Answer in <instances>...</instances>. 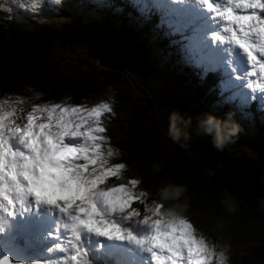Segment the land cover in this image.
<instances>
[{
  "label": "clouds",
  "instance_id": "clouds-1",
  "mask_svg": "<svg viewBox=\"0 0 264 264\" xmlns=\"http://www.w3.org/2000/svg\"><path fill=\"white\" fill-rule=\"evenodd\" d=\"M89 2L101 11L111 7L108 0ZM196 3L211 13L218 25L207 37L211 50L222 48L231 55L239 49L252 68L236 80L235 95L264 103V0ZM64 5L65 0H0V13L19 10L37 15L46 6L59 11ZM197 67H203L205 76L215 71L202 61H197ZM109 93L103 103L111 106L115 94L111 89ZM70 99L31 105L22 122H18L16 107L0 106V234L11 229L9 218H14V211L35 205L55 214L68 235L61 250L71 254L63 264H91L82 237L126 241L147 258L145 264H230L231 243L223 237H209L193 223L188 185L165 181L154 190H139L142 179H129L125 174L128 166L113 163L119 149L107 146L108 138L95 118L80 111ZM224 103L230 104V100ZM236 115L232 107L222 117L204 112L197 117V134L211 137L213 147L223 151L244 131ZM191 123L192 117L172 112L169 135L177 142L189 140ZM163 167L154 161L151 168L160 173ZM207 171L214 175L212 169ZM234 201L230 194L220 201L229 215L238 212ZM226 229L223 221L216 222L215 230L222 233ZM73 255L78 259L73 260ZM4 261L9 262L8 257L0 264Z\"/></svg>",
  "mask_w": 264,
  "mask_h": 264
},
{
  "label": "trees",
  "instance_id": "trees-1",
  "mask_svg": "<svg viewBox=\"0 0 264 264\" xmlns=\"http://www.w3.org/2000/svg\"><path fill=\"white\" fill-rule=\"evenodd\" d=\"M142 1L146 4V6H144ZM108 2L111 4L108 12L103 14L101 10L97 9L98 11H100L102 19L100 22H93L109 25L117 32H123L127 34L132 40L138 43L145 52V42L140 38L146 40L155 37L157 39L156 45L162 52H164L167 47H169V49H171L172 51H175L178 41L174 37L166 36L164 31V29L170 27L168 25L165 26L166 23H171V26L173 27L178 26L176 24H173L170 20V4L160 2L161 6L160 8H158L152 5V0H138L137 3H132L131 0H108ZM88 8L90 12L95 13L94 10H96V8H94L93 4L89 3ZM112 9H117V11L120 10L121 12L120 14L118 12L117 14H115L114 12H112ZM166 11H168V13H166ZM83 14H86V12L84 11ZM113 18L118 19V22L122 24H116L113 21ZM28 20L30 21L28 23L31 27H29V29L26 31H21V35L27 33H39L42 30H54L57 28H46L49 23L38 21L33 22L31 18H28ZM181 25H183V27L188 30V28H186L188 26L184 24ZM19 27L23 28V26H20L18 24L14 25L13 23L7 25V29L9 31H11L12 29L15 30L16 28L20 29ZM3 28L4 26H2V28L0 27V30L4 32ZM191 30L195 35L196 31H194L192 27ZM1 31L0 39L3 33ZM190 31L189 34L191 33ZM57 41L58 40L53 41V43ZM184 41H187V38ZM199 52L203 54V59H201L200 61L209 64V66H214L215 71H210L205 76L203 67H197L196 61L184 64L183 67L178 69V72L173 73L171 79L162 83L163 85L161 86V88H154L150 93L151 97L149 99L147 98L148 96L140 98L142 104L141 106L136 105L135 103L130 104L127 102L130 97L122 94L121 92L123 91L124 93H126L127 90L124 91L125 86H123L121 90L119 89L120 91L117 92L116 95L117 102L114 104L116 113L114 116L111 115V118H113L114 120L113 122H108L110 134L109 138L113 147L115 146L117 149H119V155L113 158L114 164L128 162V159H132L134 165H136V160H139L137 162L140 165L138 175L135 176L132 174L133 170L131 167L128 168L125 174L127 177L134 176L135 178H141L142 183L138 186L139 188H141V190L146 192H148L149 190H154V186H156L158 178L162 174L163 170L165 171L169 169V171L171 172V182L177 184H187L189 188V194L193 200L198 201V199L196 198L197 196L204 198V202H202L200 209L208 210L209 205H211L213 208L214 216L218 217L219 214L224 211V206L220 204V201L229 193L224 188L213 185L206 178L204 172L200 170V165L205 161V154L200 149H204L207 147V145H209V148L211 150H217L212 145L211 137L207 138V136L197 134L195 136L192 135L191 138L187 141L183 139H181L179 142L174 141L173 138L169 135V130L165 126H163L165 122L159 121L158 119H163V117L156 115V113L160 112H156V110L152 107V105L156 104L157 106H159L160 111L168 110L170 111V114L172 112H177L185 118L189 116L192 117V123L188 129L197 128V117H199L204 112H213V114L222 117L224 113L229 110V107L239 110V108H237L236 106V103L240 101L237 98L239 96H237L235 99H232L230 97V93L222 90V84H224L225 82H227L228 86L230 87V92L233 93L237 89L235 86V81L231 77H229V71L223 64L224 56H217L213 53V51L205 47L200 48L198 50V53ZM223 53L228 57L225 52ZM88 55L90 54L88 53ZM0 58L1 96L5 98L4 100L6 101V104L20 107V110L17 113V115L20 117V120L18 122H22L26 119L25 109L29 108V106L31 105L45 104L50 102L54 103L55 101L62 102L64 99H66L67 97H65V89H67V85H69L71 81H74L75 83V90L71 92V95L68 96V98L70 97V101L73 100L75 105L81 106L83 103V105L89 107L90 104L94 103V101L100 99V97L95 96V94L96 92L102 90V88L97 87L95 81L101 80L103 78V75H95L97 69H91L86 74V77L85 75H83L65 79V75H59L57 73L56 69H58V67L55 64H53L54 67H49L46 65L40 66L37 69H27L26 66H21L22 64H26V62L20 60L19 57L15 58L12 56H6L3 52L0 51ZM33 58H35V56H33ZM88 62L89 61H84V65L79 66H88ZM233 63L235 65V62ZM111 68V71L109 69L106 70L107 79L109 78L108 82H110L112 78H120L122 80V83H125L124 85H127V87H133V90L135 91V86L132 85L133 80L130 83V81L126 77H124L128 76L130 78V75L126 74V69L117 67ZM149 77L150 76L147 75L145 79H148ZM201 77L204 78L201 79ZM104 81L105 80L102 81V84L104 83ZM181 89L185 90V94L181 92ZM89 90L94 91V93L86 96V93L89 92ZM128 91L132 92L130 90ZM37 92L42 93V95L37 97ZM75 95L76 98L72 99ZM221 95L224 97L225 101L230 100V104H225V101L220 102L218 105L214 104L220 99ZM161 96H164V100L162 101L160 98ZM7 99L10 101H8L9 103L7 102ZM131 100L134 101V98H131ZM144 102H148L150 107L156 113L153 115H149L148 109L143 106ZM248 103L249 102H247L246 104ZM128 104L130 105L127 106ZM190 105L192 106L191 110H189ZM126 106L127 108H125ZM134 106H138L139 108H136ZM260 108L264 107H259L257 100H252V102L242 110V113L244 115L251 114L254 115L253 117L255 118V130L248 136L250 137L249 139H251V143L254 141L253 138L255 139L258 137L261 140L258 143H255L257 144V146H253L255 144H248V146L253 147V149L256 150V153L253 151V155L242 156L238 154L241 152V150L231 147L230 144L227 145L223 151H221L223 153H229V157L233 159H239L241 161L247 162L251 166L256 168H264V124L259 117L261 115ZM128 114L132 122H137V126L130 125ZM134 114H136V118ZM117 116H119V118H117ZM121 116H125L129 123L128 125L125 120H122ZM144 118H157L158 121L154 122V128H151L149 126V131L151 132L149 134L146 133V130L144 128ZM136 127L139 128V132L142 133V136L140 135V133H137ZM129 130H131L130 133H128ZM162 132L164 136L163 139L162 137H159V134ZM117 134L122 135L123 138L119 141L114 142V137ZM135 134H138L139 139H135ZM158 139H160L161 141L159 142ZM170 139L174 142L170 145H167V147H164V154L160 157V161L159 159L157 160V162H161L164 165L163 170L160 172L161 174L153 172L151 174L147 173V175L143 173L144 169H146L147 171H150L152 169L151 167L153 161L151 159V156H155L160 152L157 151L158 144L164 143V140ZM138 149H143L144 151L140 154L135 153ZM262 180L263 178L259 177L258 184L262 185ZM149 186H151L152 188H149ZM234 202L238 208V212H240L239 216L237 217V222L245 223L249 221H264V209L250 210L241 201L235 200ZM229 203H231L230 200ZM134 206L142 207V205L138 204H134ZM24 253L28 255L25 251ZM263 255L264 241H262L255 250L248 252V255L245 254L243 257H238L236 252L232 253L230 264H252L253 262H257L258 259ZM91 264L120 263H113L112 261L101 258L96 262H91Z\"/></svg>",
  "mask_w": 264,
  "mask_h": 264
},
{
  "label": "rangeland",
  "instance_id": "rangeland-1",
  "mask_svg": "<svg viewBox=\"0 0 264 264\" xmlns=\"http://www.w3.org/2000/svg\"><path fill=\"white\" fill-rule=\"evenodd\" d=\"M132 3H137L138 0H131ZM159 2H166L169 3L172 6V12L170 13V20L172 21L173 24L174 22L178 20V26H171V23H166V25L170 26L169 28L164 29L166 36L168 37H174L176 38L177 42V47L175 48V51H172L167 47L164 52L160 50V48L157 47L156 42L157 39L155 37L149 38V39H142V41L145 42V48L148 64L144 68V72L150 76L148 79H145V77L138 76L136 73L129 71L126 69V74L130 75V78L128 76L126 77L130 83L133 80L132 85L135 86V91L133 90V87H127V85H124L122 83V80L120 78H112L110 82H108L109 78L107 79L106 75V70H112L111 67H116V64H119L121 66H127L129 62H123V59L130 58L131 55H129L130 49L125 51L123 55L116 53V52H121L117 48H114V51L111 50L110 46L107 47L104 43H106L105 38H97V40L94 38V36L88 32L84 31L85 27H88L93 24V21L95 22H100L102 17L100 14V11L97 9L94 10L95 13L90 12L88 8V4L91 3L89 0H65V5L64 7L57 11L53 8H49L46 6L39 14L37 15H31L27 12L19 11V10H14L12 14L8 13H0V27L4 26V32L1 35L0 39V51L4 53L6 56H12L15 58H18L16 53L14 52V48H19L20 51H24V45L22 43H18L17 37L21 35V31H26L31 27L28 22V18H31L33 22H43V23H49V25L46 28H52V27H57L53 31H58L54 32V41L58 40L57 42L53 43L50 47V49L46 51H42L39 59H35L32 57V60H25L26 64H22L21 66H26L27 69H32V68H38L40 66H49V67H54L53 64L57 65L58 69L57 73L59 75H65V79L69 77H79L83 76L91 70V69H97L95 72V75H103V78L101 80H96L97 87L102 88V90L96 92L95 96L100 97L99 100L94 101L93 104H90L89 107L97 106L99 103L106 102L108 100L109 96V90L111 89L114 94H115V102L111 104V109L112 111L110 113L105 114V116L102 118V126L105 128V132L103 135H105L108 140H107V146H112L111 141H110V134H109V127H108V122L112 121L113 118H111V115H115V109H114V104L117 102V92L121 90L123 86H125L126 93L123 91L122 94L127 95L129 100L127 101L128 103H135L136 105H142L141 104V99L147 97L148 99L151 97V92L154 88H161L163 85L162 83L169 79H171L172 75L174 72H178L181 67H183L184 64L191 63L193 61H200L203 59V54L201 52L198 53V50L202 47H205L209 50H211V42L207 40V37L210 33L215 32L218 30V25L215 22V19L211 13H208L205 9L200 7L197 3L196 0H159ZM158 0H152V5L154 7L160 8L161 3H159ZM144 6L146 4L142 1ZM92 4V3H91ZM109 8L102 10V13L108 12ZM84 11L86 14H83ZM92 11V10H91ZM112 12H114L112 10ZM117 12L120 14L119 11H115L114 13L117 14ZM198 16H202L204 19H202V22H199V25L202 26H197L195 25L193 27V23L195 19ZM25 19V20H24ZM92 21V22H90ZM113 21L116 24H122L118 22V19L113 18ZM169 21V20H168ZM13 23L14 25L18 24L20 26H23V28L19 27L20 29L16 28L15 30L12 29L9 31L7 29V25ZM180 24V25H179ZM184 24L188 27V30H191V27L194 31H196V34L194 35L193 31L191 30L190 34L187 29L183 27ZM95 25V24H94ZM191 26V27H189ZM73 27V28H70ZM181 27V28H180ZM66 29V30H65ZM68 29V32H67ZM78 29L83 30L82 33H78ZM178 29V30H177ZM92 31L96 32L95 29ZM187 32V33H186ZM18 33V35H17ZM79 34V36H78ZM125 38H128L127 35H125ZM187 38V41H184ZM174 40V39H173ZM175 41V40H174ZM195 47V48H193ZM14 52H12L11 50ZM194 51H193V50ZM222 49V48H218ZM136 49L131 48V51H134ZM216 50V49H215ZM224 50V49H222ZM213 51V50H211ZM227 54L228 57L235 60V65L234 63H230L231 67L225 66L226 69L229 71V77H231L235 82L236 80L241 77L243 78L246 76V74L249 71H252L251 66L248 64L246 56L242 53L241 50L236 49L231 52V55L224 50ZM99 53L100 58L97 57V53ZM195 52V53H194ZM55 53V54H52ZM88 53L92 56L93 58V65L88 66H79V65H84V61H89L90 59L88 58ZM135 54L133 55V57ZM3 57V56H2ZM1 57V58H2ZM137 56H135L136 58ZM0 58V59H1ZM99 59L96 60V59ZM21 60V59H20ZM32 62V63H31ZM88 62V63H89ZM110 63V64H105ZM34 64V65H33ZM151 65V68H150ZM29 66V67H28ZM117 68H123L124 67H117ZM128 70V71H127ZM117 71V70H116ZM139 71V70H137ZM257 71H259L258 66H257ZM37 73V72H36ZM104 83L102 84V81ZM252 81H255L256 83H259V80L256 77H251ZM102 84V85H101ZM66 91V96L71 95V92H73L75 89V83L74 81H71L69 85H67ZM95 86V85H94ZM104 88V89H103ZM222 90L230 93V97L232 99H235L237 95H235L237 89L235 92H230V87L228 86L227 82L222 84ZM120 89V90H119ZM118 90V91H117ZM128 90L132 91L129 92ZM181 92L185 94V90L181 89ZM94 93V91H90L86 93L87 95H91ZM76 98V95L73 96L72 99ZM131 98H134V101L131 100ZM161 101L164 100V96H161ZM240 101L236 103V106L238 109H235L238 113L237 115V120L241 123V125L244 128V131L240 134L239 139L236 140L235 143L230 144L231 147L240 149L241 152L238 153L242 156H248V155H253V151L256 153V150L253 149V147L248 146V144H255L258 143L261 139L260 138H253V142L251 143V139L248 135L252 134L255 130L256 124H255V118L253 117L254 115H244L242 113V110L248 106L249 103L252 102V97L248 96L245 99L242 97H237ZM5 98L1 96V91H0V106L8 105L6 104V101L4 100ZM257 100V103L259 104V107H264V103H260L258 98L255 99ZM9 100L7 99V102ZM148 101V100H147ZM159 101V102H161ZM225 101L224 97L221 95L220 99L215 102L214 104H219L220 102ZM10 102V101H9ZM8 102V103H9ZM49 102V101H48ZM249 102L248 104H246ZM51 103V102H50ZM54 103H58L55 101ZM70 103L74 104L73 100L70 101ZM128 104L127 106H129ZM31 105V104H30ZM75 105V104H74ZM81 106H86L82 105ZM127 106L125 108H127ZM143 106H145L148 109V114L153 115L156 112L157 116L163 117V119H159V121H164V125L168 130H169V116H170V111L165 110V111H160L159 106L152 105L153 109L156 110V112L150 107L148 102H144ZM16 107V106H14ZM138 107V106H134ZM139 108V107H138ZM192 106L190 105L189 110H191ZM17 113L20 110V107H16ZM152 113V114H151ZM135 118H136V114ZM148 115V116H149ZM264 124V111H261V115L259 116ZM119 118V116H117ZM122 120H125L127 125L130 123L131 126H137V122H132L130 120V116L128 114V120L125 118V116H121ZM154 122H158L157 118H144L143 119V124L144 128L146 130V133L149 134L151 133L149 131V126L151 128H154ZM137 133L140 135L142 134L139 132V128H137ZM188 132L191 133V136L197 135V130L196 128H190L187 130ZM131 130H129L128 133H130ZM136 132V131H134ZM138 134H135V139L138 138ZM142 136V135H141ZM159 137L164 138L163 132L159 134ZM123 138L122 135L117 134L114 137V142L119 141ZM208 138V136H207ZM159 142L161 141L158 139ZM209 140V139H208ZM146 142V141H145ZM174 141L170 140H164V143H159L157 151H160L157 153L155 156H151L152 161H156L164 154L165 150L164 147H167V145H170ZM250 142V143H248ZM149 144V143H147ZM257 146V144L253 145ZM115 147V146H114ZM116 148V147H115ZM169 149V148H167ZM144 150L143 149H138L136 150L135 153H142ZM214 152L213 150H211ZM137 155V154H136ZM127 160V159H126ZM143 160V159H142ZM205 160V159H204ZM128 162H122L125 163L128 168H132V174L137 176L139 172V167L140 165L137 163L139 160H136L134 165V162L132 159H128ZM166 168V167H165ZM142 172V171H140ZM145 174L153 173L152 169L150 171H147L144 169ZM161 174V173H160ZM148 175V174H147ZM171 172L169 169L163 170L162 174L158 178V181L156 183V186L165 182V181H171ZM129 179L135 178L134 176L128 177ZM155 187V186H154ZM139 188V187H138ZM149 188H152L149 186ZM141 190V188H139ZM146 192V191H145ZM190 196V194H189ZM191 198V196H190ZM197 200H192V221L195 224L196 227L202 229L207 235L213 239H216L218 237H223V239L228 240L231 245H232V250H231V255L232 253L236 252L238 257H243L245 254L248 255V252L255 250L259 244L264 241V221L262 222H256V221H249L245 223H240L237 222V217L239 216L240 212H237L235 214L229 215L225 209L222 213L219 214L218 217L214 216L213 208L211 205H209L208 210H201V204L204 202L203 197H196ZM206 204V203H205ZM133 207H137L134 206ZM142 208V207H141ZM220 220L223 221L227 225V229L224 232H220L219 230H215V224L216 222ZM24 233V232H23ZM19 234L13 237H8L9 240L6 241L5 244L0 246V251L3 252L1 260H3L5 257H8L9 254H13L14 257H8L10 264L13 263L15 260H12L13 258L17 257L20 255V258L24 255V251L22 246L20 245L19 237L23 234ZM235 238V239H233ZM18 242V243H17ZM21 247V248H20ZM15 248V249H14ZM11 249H14L10 251ZM43 254L41 252H37L34 254V258L41 257ZM121 255H124V253H121ZM142 256V255H140ZM144 257V256H143ZM144 262H138V264H145L146 257H144ZM231 262V260H230ZM2 264H5V262H2ZM9 264V262H7ZM13 264H22L21 262L17 261ZM252 264H264V255L261 256L257 262H253Z\"/></svg>",
  "mask_w": 264,
  "mask_h": 264
},
{
  "label": "water",
  "instance_id": "water-1",
  "mask_svg": "<svg viewBox=\"0 0 264 264\" xmlns=\"http://www.w3.org/2000/svg\"><path fill=\"white\" fill-rule=\"evenodd\" d=\"M104 25L93 22L92 25ZM109 26V25H107ZM91 31V25L88 26ZM73 28V27H71ZM114 29V28H113ZM53 30H42L39 33H27L17 37L18 43L24 45V51L13 47L14 52L22 60L38 59L42 51H48L52 45L54 37ZM21 54L28 56L23 58ZM92 56V55H91ZM137 58V57H136ZM205 154V161L200 165V170L204 172L206 178L215 186L224 188L236 201H241L250 210L264 209V168H256L249 163L239 159L229 157V153L215 150L211 151L209 145L200 149ZM208 169L214 171V175L208 174ZM262 177V185L258 184V178Z\"/></svg>",
  "mask_w": 264,
  "mask_h": 264
},
{
  "label": "bare ground",
  "instance_id": "bare-ground-1",
  "mask_svg": "<svg viewBox=\"0 0 264 264\" xmlns=\"http://www.w3.org/2000/svg\"><path fill=\"white\" fill-rule=\"evenodd\" d=\"M91 27H92V29H95L96 32H94V31L90 32L91 29L89 27H85L84 31L90 32L96 40H97V38H105L106 43H104V44L107 45V47L110 46L112 51H114V48H117L121 52H116V53L123 55L126 50L128 51L130 49V52H129V55H131L130 58L123 59V62H129L127 64V66H121L119 64H116V67H124L125 69H128L129 71L136 73L138 76L140 75L142 77H145L146 75H148L147 73L144 72L145 66L148 65V60L145 56L144 49L138 43H136L134 40H132L127 34H125L123 32H117L115 29H113L110 26H107V25H91ZM82 31L83 30L78 29V33H82ZM67 32H68V29H67ZM125 35H127L128 38H125ZM78 36H79V34H78ZM131 48H134L136 50L131 51ZM99 53H101V52H98L96 55L98 58L101 59ZM134 54H135V56H137V58H135V56L133 57ZM21 56L25 59L28 58V56L25 54H21ZM88 56L90 57V55H88ZM98 58L96 60L99 61ZM105 64H110V63L105 62ZM110 65H113V64H110ZM137 70H139V72H137ZM22 210H24V209H22ZM14 249H11L10 251H12ZM2 254H3V252L0 251V260H1ZM9 256L14 257L13 254L12 255L9 254ZM20 256H21V253L19 256L11 259V261L20 258Z\"/></svg>",
  "mask_w": 264,
  "mask_h": 264
},
{
  "label": "snow or ice",
  "instance_id": "snow-or-ice-1",
  "mask_svg": "<svg viewBox=\"0 0 264 264\" xmlns=\"http://www.w3.org/2000/svg\"><path fill=\"white\" fill-rule=\"evenodd\" d=\"M249 71L248 73H250ZM80 111L86 112L89 116H92L95 118L97 125L100 129V131L103 133L105 132V128L102 126V118L105 116V114L110 113L112 111L111 106L106 103H99L97 106L93 107H87V106H80ZM73 260L78 259V256L73 255ZM5 264H7L8 261H4Z\"/></svg>",
  "mask_w": 264,
  "mask_h": 264
},
{
  "label": "flooded vegetation",
  "instance_id": "flooded-vegetation-1",
  "mask_svg": "<svg viewBox=\"0 0 264 264\" xmlns=\"http://www.w3.org/2000/svg\"><path fill=\"white\" fill-rule=\"evenodd\" d=\"M88 56V55H87ZM88 58L90 59V62L88 63L89 65H93V61H95V60H93V58L91 59V57H89L88 56Z\"/></svg>",
  "mask_w": 264,
  "mask_h": 264
}]
</instances>
